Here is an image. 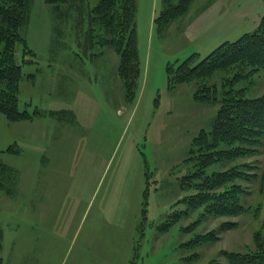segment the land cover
I'll return each instance as SVG.
<instances>
[{"label": "rangeland", "instance_id": "1", "mask_svg": "<svg viewBox=\"0 0 264 264\" xmlns=\"http://www.w3.org/2000/svg\"><path fill=\"white\" fill-rule=\"evenodd\" d=\"M74 1L33 0L15 46L18 109L35 115L10 121L0 112L2 264H227L226 251L264 248V140L255 154L203 170L253 174L235 179L242 212L189 206L199 178L187 173L202 155L191 142L210 130L220 103L194 99L193 82L169 87L166 74L168 64L252 31L264 0H191L158 31L160 0H136L134 93L114 48L79 46L97 0ZM225 76L213 77L218 87ZM234 87L263 95L264 69Z\"/></svg>", "mask_w": 264, "mask_h": 264}, {"label": "trees", "instance_id": "2", "mask_svg": "<svg viewBox=\"0 0 264 264\" xmlns=\"http://www.w3.org/2000/svg\"><path fill=\"white\" fill-rule=\"evenodd\" d=\"M33 0H0V112L10 121L32 118L35 113L18 109L19 82L22 78L21 66L14 59L16 44L23 42L21 30L25 27ZM52 7L67 4L75 8L74 0H45ZM191 0H160L161 8L154 18L157 31L184 13ZM136 0H97L88 11V27L81 34L79 46L88 50L94 42L108 44L119 55V77L127 89L136 91L139 75V59L135 35ZM78 46V47H79ZM264 69V12L257 26L242 33L236 39L225 40L199 58L194 52L176 66L168 64L166 74L169 87L193 82V98L207 104H215L216 111L210 130L200 132L192 139L195 149L202 155L196 157L198 163L187 175L199 178L193 181L196 194L186 198L189 206L203 204L205 209L218 215L238 214L243 211L240 202L242 187L235 182L249 179V173L230 167L222 172L204 175V168L215 161L231 158L236 154L251 155L258 151L264 140V94L247 97L243 87L234 84ZM219 72L225 74L220 87L213 81ZM232 75L230 77L228 74ZM228 84L226 88L225 84ZM224 143L220 150H211ZM232 147H229L231 146ZM201 148L204 150L202 151ZM207 152H211L208 155ZM205 154V156H204ZM0 166L6 167L0 163ZM199 168V169H197ZM239 171V172H238ZM199 175L203 176L202 178ZM191 182V181H190ZM145 197V195H144ZM3 231L0 227V264ZM201 236L200 239H211ZM227 264H264V248L257 244L253 250L245 252L226 251ZM210 264H218L212 262Z\"/></svg>", "mask_w": 264, "mask_h": 264}]
</instances>
